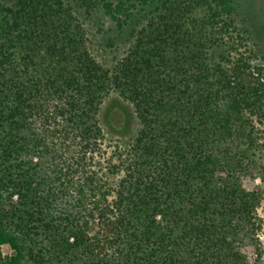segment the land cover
Segmentation results:
<instances>
[{
  "label": "trees",
  "instance_id": "obj_1",
  "mask_svg": "<svg viewBox=\"0 0 264 264\" xmlns=\"http://www.w3.org/2000/svg\"><path fill=\"white\" fill-rule=\"evenodd\" d=\"M96 12L122 54L93 51ZM233 14L231 0H0V264H264L262 192L241 184L264 169V73ZM110 92L137 129L103 176Z\"/></svg>",
  "mask_w": 264,
  "mask_h": 264
},
{
  "label": "rangeland",
  "instance_id": "obj_2",
  "mask_svg": "<svg viewBox=\"0 0 264 264\" xmlns=\"http://www.w3.org/2000/svg\"><path fill=\"white\" fill-rule=\"evenodd\" d=\"M234 7L233 17L236 24L245 32L248 38V47L252 50L255 58V64L262 66L264 73V0H231ZM83 24L92 37L93 51L98 53L103 59L111 58L108 44L111 42L119 49L122 54L125 37L121 36L116 39L115 24L108 16L100 12L93 14L89 19L82 17ZM101 29L97 34V29ZM94 35V36H92ZM117 108L123 114L122 123L115 124L112 118V111ZM99 123L102 127L103 138L101 141V150L96 153L91 162V168L96 170L99 175L109 174V161H115L116 146L123 149L127 146L137 129V119L133 108L127 102H124L117 93L110 92L103 98L100 111L98 114ZM260 141L262 151L259 154L261 163L264 167V132L261 133ZM241 184L245 189L251 190L259 186L262 197L257 207V237L260 241L261 258L264 260V169L253 172L250 175L241 177ZM111 196H108V200ZM97 231V227L94 228ZM10 247L7 244L0 246V252L3 254L10 253ZM244 252L250 261L256 258V252L251 246H246Z\"/></svg>",
  "mask_w": 264,
  "mask_h": 264
}]
</instances>
